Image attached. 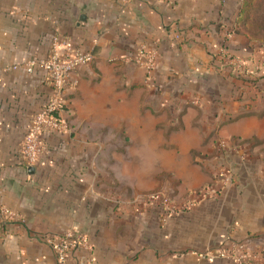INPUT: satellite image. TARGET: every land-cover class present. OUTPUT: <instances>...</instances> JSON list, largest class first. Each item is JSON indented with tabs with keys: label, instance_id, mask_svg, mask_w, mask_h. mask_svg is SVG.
<instances>
[{
	"label": "crops",
	"instance_id": "obj_1",
	"mask_svg": "<svg viewBox=\"0 0 264 264\" xmlns=\"http://www.w3.org/2000/svg\"><path fill=\"white\" fill-rule=\"evenodd\" d=\"M242 1L0 0V211L16 214L0 212V264H56L45 238L67 231L88 244L69 264H264V44L237 24ZM54 46L93 59L70 74L68 130L43 135L30 170L20 147ZM220 154L232 181L190 211L137 202L214 184Z\"/></svg>",
	"mask_w": 264,
	"mask_h": 264
},
{
	"label": "built area",
	"instance_id": "obj_2",
	"mask_svg": "<svg viewBox=\"0 0 264 264\" xmlns=\"http://www.w3.org/2000/svg\"><path fill=\"white\" fill-rule=\"evenodd\" d=\"M155 57L154 51L141 50L136 56V63L149 72L156 66ZM228 58L232 59L238 73L247 79L251 74V69L246 60L241 57ZM92 59V54L89 52L69 47L63 52H58L54 46L51 54L44 61L43 68L51 83V93L46 104L34 114L22 140L20 155L27 167L34 166L38 162L44 149L42 142L44 134L50 132L63 133L68 130L67 116L62 111L66 103L65 91L71 84L70 74L77 66L86 65ZM227 146L238 149L231 143H227ZM221 155L215 156L216 165L213 171L216 179L215 183L204 186L184 201L176 204L168 194L161 190H155L145 194L137 202L157 205L161 213L169 216L183 213L196 206L199 202L212 198L220 192L223 186L232 181V170L225 165L223 155L222 157ZM0 212L5 220H12L16 216L15 213L5 207H2ZM45 243L51 248L56 264H69L67 258L72 250L88 246L83 234L72 231H67L58 236L50 235L45 238ZM218 254L221 257L229 256L225 249H221Z\"/></svg>",
	"mask_w": 264,
	"mask_h": 264
},
{
	"label": "trees",
	"instance_id": "obj_3",
	"mask_svg": "<svg viewBox=\"0 0 264 264\" xmlns=\"http://www.w3.org/2000/svg\"><path fill=\"white\" fill-rule=\"evenodd\" d=\"M264 6V0H243L237 18V24L243 32L253 41L264 44V17L260 16L259 9ZM243 81H249L240 75ZM264 116V110L254 113Z\"/></svg>",
	"mask_w": 264,
	"mask_h": 264
},
{
	"label": "rangeland",
	"instance_id": "obj_4",
	"mask_svg": "<svg viewBox=\"0 0 264 264\" xmlns=\"http://www.w3.org/2000/svg\"><path fill=\"white\" fill-rule=\"evenodd\" d=\"M259 14H260V16L264 17V6H262V7L259 9ZM173 200H174V202H175L176 204L182 202V201L176 200L174 197H173ZM183 201H184V200H183ZM191 209H192V208H191ZM191 209H190V210H191ZM190 210H187V211H185L184 213H186V212H188V211H190ZM184 213H181V215L184 214ZM179 214H180V213H179ZM176 215H178V214H173V215H170V216H176Z\"/></svg>",
	"mask_w": 264,
	"mask_h": 264
},
{
	"label": "water",
	"instance_id": "obj_5",
	"mask_svg": "<svg viewBox=\"0 0 264 264\" xmlns=\"http://www.w3.org/2000/svg\"><path fill=\"white\" fill-rule=\"evenodd\" d=\"M29 169H30V170H32V169H33V167H32V166H30V167H29Z\"/></svg>",
	"mask_w": 264,
	"mask_h": 264
}]
</instances>
